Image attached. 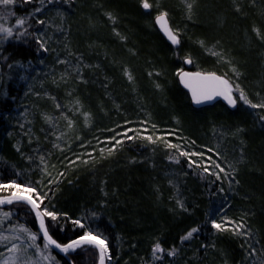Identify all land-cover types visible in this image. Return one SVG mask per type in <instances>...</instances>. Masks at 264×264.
Instances as JSON below:
<instances>
[{
	"label": "trees",
	"instance_id": "16d2710c",
	"mask_svg": "<svg viewBox=\"0 0 264 264\" xmlns=\"http://www.w3.org/2000/svg\"><path fill=\"white\" fill-rule=\"evenodd\" d=\"M75 2L76 14L68 18V23L71 25V44L74 43L75 47L84 54L88 63L99 64L100 68L94 73L86 71V78L89 80L87 85H77L73 81L67 88L61 86L63 88L60 89H75L74 97L78 96L82 102L86 101L89 105L94 116V120L90 122L95 123V127H105V132L110 135L117 129H113V126L117 124L120 126L129 118L134 120L140 113L148 111L152 115L151 118L160 121L162 125L171 122L174 124L178 119L177 126L187 131L197 144L216 146L219 143L221 152L230 160L239 159V141L233 139L230 133L235 128L241 127L245 129L242 137L245 142V162L239 165V174L236 177L239 185L235 186L232 192L226 190L225 195L219 199H216L218 195L214 194L217 185H210L207 180L201 179L191 170L192 173L186 169L185 176L180 168L181 164L167 163L166 155L159 151H151L140 141L127 140L122 152L103 161L100 156L95 157L94 165H82L77 161L79 166L73 165L69 169L68 159L65 160L64 157L69 152L80 149L79 144L85 139V134L93 133L92 127L83 128L77 119L74 131H70L60 142L61 147L64 148L62 153L52 148L49 129L37 117L33 130L40 136V147L44 154L51 153L48 160L49 171L53 173V177L61 180L58 189L48 186L52 189L49 195L53 196L55 193L52 204L57 209L68 212L72 219L82 217L92 210L97 211L98 218L92 222L93 227L98 226L109 236V244L116 261L121 257L117 251L127 252L125 258L129 259L130 264H140L141 257L148 260L154 239L160 237L166 248L172 244L182 247L177 264H243L244 253L240 248L241 241L238 240V243L235 238L226 234L214 235L213 229L206 223V214L210 209L217 211L222 202L223 205L229 202L230 205H234L237 213L241 214L238 215L239 217H247L249 224L259 233L261 242L264 243V128L243 106L229 109L226 105H221L203 109L204 111L195 110L188 93L180 86L177 76L173 74L177 68L184 66L182 61L174 55V48L170 47L169 42L156 26L151 24V19L149 21L144 15L138 0H125L124 3L118 0H75ZM171 2L179 13L184 11L181 0H171ZM93 3L103 4L118 12L125 24L123 32L130 37L127 47H135L138 56H129L126 46L109 33L99 13L92 7ZM129 7H133L134 10ZM261 9H264V0H257L255 8H245L248 18L243 19L232 13L231 0H197L193 22H188L184 18L180 22V28H187L180 56L191 52L200 70H215L218 73L225 71V68L218 66L216 60L206 55L195 43L198 39L209 42L220 39L242 65L241 71L244 74L240 81L242 86L250 95L257 91L264 94V45L255 40L250 44L245 34L247 32L251 35L250 26L253 23L257 25L264 23L259 15ZM14 10L17 16H21L32 9L18 2ZM170 16L174 27V15L171 11ZM89 21L95 22V27H90ZM89 45L94 47L90 48ZM52 46L54 47L55 44ZM50 56H45L46 63L40 65L38 61L41 55L35 52V45L31 40L25 43L12 39L0 46V66L17 62L27 64L30 61L35 69L31 75L36 77L34 81L22 82L17 78L8 80L5 76V79L0 81V91L7 90L9 97L16 98L12 101L10 98L0 97V180L16 178L13 166L15 171L28 173L23 177L25 180L40 179L38 160L29 164L13 147L17 140L21 139L15 117H18L17 113L23 111L24 106L30 108L38 106L40 110L50 113L54 110L52 102L44 98V94L40 99H35L31 93L24 95L28 90V83L32 84L34 91H39L40 85H45L50 92L56 93L54 95L60 102L70 104V98L59 94L61 90L51 83L49 77L41 76L51 72L49 67L47 68ZM121 63L132 70L136 77L134 84H130L123 76ZM146 68L163 73L159 77L161 84L164 85L163 91L147 84L144 74ZM190 68L197 69L193 65H190ZM4 71L7 72L6 67ZM55 73L58 75L59 71ZM13 75L15 76V73ZM105 76L111 81L109 90L115 103L120 105L119 112L114 109L112 99L108 98L103 87ZM101 103L104 106L103 112L98 107ZM8 113H11L12 119H4ZM29 118L31 119V116ZM80 119L82 123L83 118ZM59 124L65 125L62 119ZM221 126L229 133L225 139L213 135L214 127L220 129ZM41 127L45 129L43 133L40 132ZM8 132H12L13 135L9 137ZM45 135H48L47 141ZM77 136L81 139L77 140ZM22 143L23 150L28 154H31V148L37 146L35 143L28 146L26 139ZM51 165H55V168ZM58 172H64L65 176L58 177ZM173 172L176 173L175 176L169 175ZM196 178L200 182L194 183ZM169 179L179 183L182 198L186 200L189 208L188 213L170 211L175 204L170 200L174 189L168 184ZM225 187L227 189L226 185ZM102 188L108 192L107 197L101 191ZM157 188L159 192L156 191ZM103 203H107L106 208L100 207ZM26 219L35 230L37 226L32 217L27 216ZM61 224L63 230L54 233L55 238L60 242L75 238L80 231L70 222L62 220ZM196 226L201 227V232L190 243L181 246L179 237ZM202 244L208 245L207 250L201 248ZM53 255L60 264H68L66 257L55 251ZM79 255L82 256V253Z\"/></svg>",
	"mask_w": 264,
	"mask_h": 264
},
{
	"label": "snow or ice",
	"instance_id": "6c2138e0",
	"mask_svg": "<svg viewBox=\"0 0 264 264\" xmlns=\"http://www.w3.org/2000/svg\"><path fill=\"white\" fill-rule=\"evenodd\" d=\"M18 2L32 10L24 15L17 16L14 9ZM181 3L184 8L185 19L188 22H193L196 15L197 0H181ZM138 4L144 15L153 17L151 24L156 26L157 30L169 42L170 47L174 48V55L180 58L182 64L185 66L193 65L197 68L196 71H186L185 67L182 66L175 71L178 83L183 85L184 89H187L193 104L208 105L220 99L226 102L230 109L243 106L264 128V94L257 91L250 95L246 91L240 83L244 77L241 71L242 65L220 39H214L212 42L198 39L195 43L206 55L213 57L218 66L227 70L219 74L215 70H200L199 65L194 62L191 52L185 53L182 57L180 56L185 43L187 28L173 27L170 11L162 3V0H138ZM256 6L257 0H247V2L245 0H231L232 13L243 19L248 18L245 8H255ZM75 7V0H0V46L12 39L23 40L25 43L31 40L35 45V52L41 55L38 61L40 65L46 63L45 56H53L51 61L52 71L44 73V76L50 77L54 86L67 88L73 81L77 85H87L89 80L86 78V71L94 73L96 69L100 68V65L87 63L84 54L74 51L71 47V41L69 40L71 25L68 23V18L70 15L75 14ZM97 8L103 9L104 5H97ZM153 13H155L154 16ZM101 15L109 22L112 35L126 46L129 56H138L139 53L135 47H127L130 37L119 30V16L113 11H102ZM259 15L264 21V9L260 10ZM10 18H14L13 24L8 23ZM91 26L95 27V22H92ZM250 32L251 35L245 33L250 44L255 40L264 45V23L261 25L253 23L250 26ZM57 37H62V39H57ZM53 44L57 47H53ZM89 47H94V45H89ZM6 60L7 58H5ZM113 62L117 63L116 61ZM55 66H63V71L58 75L55 73ZM120 66L123 76L130 84H134L136 77L133 75L132 70L123 63ZM5 67L7 69L6 73L4 71ZM33 71L35 69H33L30 61L27 64L23 62L6 63L0 66V81H3L5 76L8 80L17 78L22 82L34 81L36 77L31 75ZM13 73H15V76ZM162 74L161 71L147 72L149 78H157L153 80V86L160 91H163V85L158 82V78ZM38 75L39 73H37ZM110 83L109 78L105 76L103 87L108 98L112 99L114 109L119 112L120 105L115 103V100L111 97ZM74 92V88L66 91V96L70 98L69 106L60 102L55 95L44 90V98L52 102L53 112L40 110L38 106H32L31 108L24 106L19 116L15 117L16 127L20 130L21 139L17 140L13 147L29 164L38 160L37 168L40 172V179L25 180L23 177L28 173L15 171V166H13L16 178L0 180V264H60V261L53 255L56 250H58V254H63L68 259V264H118V261L114 260L113 250L109 244V236L98 226L93 227L92 222L98 218V212L92 210L86 212L82 217L72 219L68 212L57 209L52 204L55 193H53V196L49 195L52 189L48 186L51 185L58 189L61 180L53 177V173L49 171L48 160L51 153L44 154L40 147V136L36 135L33 130L34 124L36 118L39 117L42 124L49 129L52 137V148L63 153L64 148L61 147L60 142L70 131H74L76 123L69 116V113L82 116L85 126L93 120V113L84 110L82 101L78 96L74 97ZM29 93L37 99L41 98V92L34 91L31 83H28V90L24 95L27 96ZM0 97L10 98L12 101L16 99L14 96L9 97L7 90L0 91ZM98 107L102 112L104 111L102 103ZM145 115L148 119L139 121L141 125H148L149 123L150 114L146 113ZM12 118L11 113L4 116V119ZM61 119L65 122L64 130H61L59 126ZM125 123L130 125L132 121L126 120ZM176 123H179L178 119ZM150 127L152 134L149 135L142 134L147 131V127L135 130L128 128L123 135L128 141L148 142L153 146V151L156 147H161L165 151L168 161L172 164L180 165L183 160L188 170H191L201 179L207 180L210 185H217L215 195L223 197L226 190L232 192L234 187L239 185V180L236 179L239 174V165L245 162V142L242 139L245 134L244 128L237 127L230 133L233 139L239 141V159L230 160L226 154H222L219 143L215 147L198 145L196 140L182 134L177 137L180 142L173 143L165 136L156 135L159 129L155 123H152ZM44 131V127H41L40 132L43 133ZM128 132L134 134L128 135ZM7 134L9 137L13 135L12 132ZM169 134L176 135V132L173 131ZM213 135H219L221 139H225L229 133L221 126L220 129L214 127ZM25 139L28 146L33 143L37 145L35 148H31V154L23 150L22 142ZM76 139L80 140L81 138L77 136ZM45 140H48V135H45ZM104 143L108 146L99 147V155L102 159L114 156L117 151H122L124 147L123 140L117 139L115 135ZM81 146H84L83 141H81ZM83 155L85 154L77 155L75 160L69 159L67 167L69 169L73 165L78 167L77 161L82 165H94L96 163L92 153H87L88 160L82 159ZM51 167L55 168V165H51ZM183 174L186 176L187 172ZM169 175L175 176L176 173L173 172ZM57 176L64 177L65 173L58 172ZM168 184L174 189V194L170 197V200L174 201L175 207L170 211L173 213H188L189 208L186 200L182 198L179 183L174 179H169ZM101 191H103L105 197L108 196V192L104 191L103 188ZM156 191L159 192V189L157 188ZM46 200L47 203H45ZM100 207L106 208L107 203L101 204ZM221 213L223 214L221 215ZM206 215V223L217 234H229L241 241L240 248L244 253L243 264H264V243L261 242L259 233L253 230L246 216L228 217L223 202L217 211L210 209ZM27 216H31L33 222H38V227L35 230L29 225L26 219ZM62 220L70 222L74 228L80 230L75 238H69L67 242H60L54 236L56 231L63 230ZM201 230L200 226L190 228L184 235L179 237V244L182 246L185 243H190ZM212 247L214 248L215 245L213 244ZM201 248L207 250L208 245L202 244ZM181 252L182 247L172 244L166 248L161 242V238L156 237L151 245L148 260L141 257L139 258L140 264H177ZM80 253H86L90 259H71L72 255H79Z\"/></svg>",
	"mask_w": 264,
	"mask_h": 264
},
{
	"label": "rangeland",
	"instance_id": "374dc122",
	"mask_svg": "<svg viewBox=\"0 0 264 264\" xmlns=\"http://www.w3.org/2000/svg\"><path fill=\"white\" fill-rule=\"evenodd\" d=\"M118 1H120V2H122V3H124L125 2V0H118ZM170 1L171 0H162V3L169 9V11H171V13L174 15L173 16V21H174V27L176 26V27H181V24H180V22H182V20H183V18L185 19V16H184V11H182V12H180L179 13V11L176 9V8H173V6H172V2L170 3ZM181 3V2H180ZM97 5H100V4H98V3H93L92 4V7L95 9V11L97 12V13H99V17L101 18V20L104 22V24H106L105 25V27H107L108 28V31H109V33H111V35H112V32H111V28H110V26H109V22L101 15V12L102 11H113V12H115L118 16H119V14H118V12H116L115 10H113L112 8H110V7H107V6H105L104 5V8L103 9H98L97 8ZM181 5H182V3H181ZM129 9H131V10H134V8L133 7H129ZM75 14H76V11H75ZM74 14V15H75ZM176 14H178V15H176ZM74 15H72L73 17H74ZM155 15V13H153V16ZM178 16V19H176V17ZM148 17V19H149V21H150V19L152 20V16H147ZM119 30L123 33V34H125L124 32H123V29H124V27H125V24L123 23V20L121 19V17L119 16ZM170 19H171V22H172V16H170ZM14 18H10L9 19V21H8V23L9 24H13L14 23ZM135 24H136V22H134ZM89 24H90V27H92L91 26V23H90V21H89ZM127 34V33H126ZM113 36V35H112ZM114 37V36H113ZM115 38V37H114ZM57 39H62V37H57ZM69 40H70V36H69ZM72 42V41H71ZM73 44V45H72ZM71 44V47H72V49L74 50V51H76V52H78V53H82L80 50H78L76 47H75V45H74V43H72ZM54 47H57V45H55ZM60 47H62V45H60ZM187 47H188V45H187ZM52 59H53V56L51 55L50 56V59L48 60V62H47V68L49 67V70L50 71H52V67H51V61H52ZM85 61L87 62V60L85 59ZM88 63V62H87ZM227 69L225 68V71H226ZM57 71H59V73L60 72H62L63 71V66H55V72H57ZM148 71H150L148 68H146V69H144V74L146 75V81H147V84H149L150 86H152L153 85V80H154V78H149L148 76H147V72ZM154 71V70H153ZM176 71V70H175ZM175 71H173L174 73V75H175ZM45 72H46V70H45ZM44 74H42L41 76L42 77H45V76H43ZM176 76V75H175ZM50 78V77H49ZM156 79V78H155ZM158 82L161 84V82H160V78L158 79ZM71 86H73V84L71 85ZM163 87H164V85H163ZM69 98V97H68ZM81 100V99H80ZM83 103V105L85 106L84 107V110H86V111H90V109H89V105H87V103H86V101H84V102H82ZM66 104V103H65ZM86 108V109H85ZM91 112V111H90ZM148 114H150V113H148ZM69 116L72 118L73 116H74V119H75V121L78 119L79 120V124H81V126L83 127V128H86V129H88V128H90V127H92V129H93V133H89V134H85V139L83 140V143H84V146L82 147L81 146V142H80V144H79V148L80 149H76L75 151H71V152H69L65 157H64V159L66 160V159H68V163H69V159H73V160H75L76 159V156L77 155H80L81 153H84L85 155H83L82 156V159H85V160H88L89 159V156L87 155V153H92V156L95 158V157H98V156H100L99 155V147H107L108 145L106 144V143H104L106 140H108L111 136H113V135H115L116 137H117V139H121V140H127L125 137H124V135H123V133L124 132H126L127 130H128V128H132V129H138V128H145V127H147V131L146 132H143L142 134L143 135H149V134H152V129H151V127H150V125H151V123H153L154 122V120L151 118L152 117V115L150 114V119H149V123H148V125H141L140 123H139V121H142V120H144V119H146V115H145V113L144 112H142V113H140L139 115H137L136 117H135V122H133V123H131L130 125L129 124H126V123H123L122 125H120L119 127H117V125H115V126H113L114 128L113 129H115V128H117L116 130H114L112 133H110V135H109V133L108 132H105V127H103V126H100V127H95L96 125H95V123H89V125H87V126H85V124H84V122H82V123H80V121H81V119H80V117L79 116H75V115H73L71 112L69 113ZM147 119H148V117H147ZM93 120H94V116H93ZM131 121V120H130ZM175 123L174 124H172V122L171 123H165L164 125H162V124H160L159 125V127H158V129H159V131L158 132H156V135H160V136H165L167 139H169L171 142H173V143H177V135L178 134H180L181 133V131H180V128H179V126H177V124H176V120L174 121ZM64 124H65V122H64ZM59 126H60V129L61 130H64L65 129V125H61V124H59ZM95 127V128H94ZM96 129V130H95ZM104 130V131H103ZM173 131H175L176 132V135H170L169 133H172ZM134 133L133 132H128V135H133ZM50 137H51V135H50ZM109 137V138H108ZM50 142L52 143V137H51V140H50ZM90 142V143H89Z\"/></svg>",
	"mask_w": 264,
	"mask_h": 264
},
{
	"label": "bare ground",
	"instance_id": "6f19581e",
	"mask_svg": "<svg viewBox=\"0 0 264 264\" xmlns=\"http://www.w3.org/2000/svg\"><path fill=\"white\" fill-rule=\"evenodd\" d=\"M162 34V33H161ZM163 35V34H162ZM21 41H23V40H21ZM183 67H185V70L186 71H196V70H193V69H191L190 68V65H187V66H183ZM219 74V73H218ZM180 86L183 88V86L180 84ZM60 88H63V87H59V90H61V91H59L58 93L59 94H61V95H66V91L68 90V89H66V90H63V89H60ZM184 89V88H183ZM44 90H47L49 93H51L52 95H54V94H56V93H52V92H50L49 91V89L45 86V85H40V87H39V91L41 92V95H43V93H44ZM187 93H188V91L186 90V89H184ZM188 95H189V93H188ZM189 98H190V95H189ZM35 99H37L36 97H35ZM191 100V99H190ZM192 102V101H191ZM192 105H193V103H192ZM221 105H226L225 103H223L222 101H218L217 103H215L214 105H212V106H205V107H196V106H194L193 105V107L195 108V110H198V111H204L203 109H210V108H215V107H219V106H221ZM69 106H70V104H69ZM85 107V106H84ZM226 107L227 108H229L227 105H226ZM86 109V108H85ZM230 109V108H229ZM87 110V109H86ZM146 113H149L148 111H145V114ZM18 114V116H19V113H17ZM3 116V115H2ZM75 116H79V115H75ZM80 118H83L82 116H79ZM72 119H74V116L72 117ZM146 119H147V116H146ZM132 121V122H135V118H134V120H132V119H130L129 118V120L128 121ZM145 120V119H144ZM153 123H155L156 125H157V128L159 127V125L161 124V122L160 121H155L154 120V122ZM152 124V123H151ZM182 128V127H181ZM180 131H181V133L180 134H182L183 136H185V137H189L190 138V135H189V133L187 132V131H185L183 128L182 129H180ZM180 134H178L177 136H179ZM177 140V142H180L178 139H176ZM125 141H127V140H123V142H124V146L126 145L125 144ZM140 142H142L144 145H146L151 151H153V146L152 145H150L148 142H146V141H140ZM198 145H206V146H208V147H215V145H209V144H198ZM155 151H159V152H161L163 155H166V153H165V151L164 150H162V148L161 147H156L155 148ZM118 152H122V151H117V153ZM116 153V154H117ZM223 154V153H222ZM167 156V155H166ZM213 158H215L214 156H213ZM103 160H106V158H104V159H102L101 158V161H103ZM167 163H169V161L167 160ZM180 168H181V170L183 171V172H185L186 171V169H187V166H186V164L182 161L181 162V165H180ZM188 170V169H187ZM190 171V170H189ZM191 172V171H190ZM192 173V172H191ZM200 182V180H198L197 178L196 179H194V183H196V182ZM219 198H222L221 196H219L218 195V197L216 198V199H219ZM224 208L226 209V213H227V216L228 217H230V218H237V216L238 215H241V214H239V213H237V210H236V208L234 207V205H230V203L228 202L226 205H224ZM223 213H221V215H222ZM239 217V216H238ZM36 226L38 227V222H36ZM213 231V233H214V235H216V236H218V235H220V234H217L216 232H215V230H212ZM226 235H228V236H231V235H229V234H226ZM232 237V236H231ZM238 243H239V239H235ZM79 251V250H78ZM117 253L121 256L120 258H118V264H130V261H129V259L127 260L126 258H125V255H127V252H121V251H117ZM122 255H124V257H122ZM83 259V260H89L90 259V257L86 254V253H82V256H78V255H72L71 256V259H76V260H80V259ZM124 258V259H123Z\"/></svg>",
	"mask_w": 264,
	"mask_h": 264
},
{
	"label": "water",
	"instance_id": "95a60500",
	"mask_svg": "<svg viewBox=\"0 0 264 264\" xmlns=\"http://www.w3.org/2000/svg\"><path fill=\"white\" fill-rule=\"evenodd\" d=\"M183 86V85H182ZM187 90V89H186ZM190 95V94H189ZM218 101H222V100H220V99H218L217 101H213V102H211V104H208V105H195V104H193L194 106H196V107H205V106H212V105H214L215 103H217ZM223 103H225L226 104V102H224V101H222ZM57 254H58V250H56L55 251ZM59 255H61V256H63V254H59Z\"/></svg>",
	"mask_w": 264,
	"mask_h": 264
}]
</instances>
